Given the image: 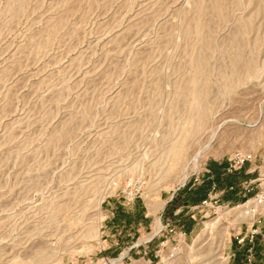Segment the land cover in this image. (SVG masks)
Returning a JSON list of instances; mask_svg holds the SVG:
<instances>
[{
	"label": "rangeland",
	"instance_id": "obj_1",
	"mask_svg": "<svg viewBox=\"0 0 264 264\" xmlns=\"http://www.w3.org/2000/svg\"><path fill=\"white\" fill-rule=\"evenodd\" d=\"M235 152L264 188V0H0V264H226L240 212L174 211Z\"/></svg>",
	"mask_w": 264,
	"mask_h": 264
},
{
	"label": "built area",
	"instance_id": "obj_2",
	"mask_svg": "<svg viewBox=\"0 0 264 264\" xmlns=\"http://www.w3.org/2000/svg\"><path fill=\"white\" fill-rule=\"evenodd\" d=\"M252 160L253 157L249 154L235 152L226 160L225 173H236ZM205 173L209 174V171L205 170ZM202 179L200 180L198 178H194L192 179L191 183L192 185H198L202 182ZM250 183H252V180L247 179L241 181L238 184L237 195L242 201L230 202L222 200L223 194L227 190H233V186L219 188L215 184H212L209 191L207 192L206 197L198 204L185 207L181 206L176 211H174V214L183 212V215H186L192 221L195 220L193 211L197 210L198 212H201L204 208H208L204 215H202V217L205 218L210 216L221 218V216H225L233 211L240 212L242 218H245L246 221L242 222L241 224L244 225V228L240 227L238 232L233 235L234 250L231 249L230 254L227 255L226 264H257L256 257L258 252L257 250L259 249V243L257 241L258 236L261 234L259 230V224L261 223V213L264 210V188H260V190H258L256 193H252V188H248ZM184 186L185 183L182 185V187ZM172 195L170 200L173 197ZM131 203H133V196L130 198H125L123 205L129 206ZM163 227L164 226L158 230L157 234L163 229ZM181 228L182 234H186V231L182 226ZM155 235H152L148 240L142 243H137L136 240L135 242L130 243L127 247V252L131 253L134 249L141 248L143 257L146 256L147 252L145 251L144 245L147 247ZM161 245H163V243ZM175 253L176 249L172 248L169 253V257H172ZM124 258L125 254H122L121 252L117 254V257L114 258L112 262H121L124 260ZM147 262L153 263L150 258H147Z\"/></svg>",
	"mask_w": 264,
	"mask_h": 264
},
{
	"label": "crops",
	"instance_id": "obj_3",
	"mask_svg": "<svg viewBox=\"0 0 264 264\" xmlns=\"http://www.w3.org/2000/svg\"><path fill=\"white\" fill-rule=\"evenodd\" d=\"M221 163L222 162L209 163L206 166L207 167L206 170L209 171V174H210L211 169L216 171V173L219 175L218 177V183L220 184L219 188H222V187L224 188V187L229 186L228 184H225L224 182H222L223 178L228 176V174H226L224 170V167L226 166V162H223L222 165ZM245 168H246V165L240 171L231 175L233 176L234 179L235 178L237 179L238 184L241 181L250 179L252 177V174H250V172H248ZM209 174H206V175H209ZM170 197L166 200V203L163 204V206L159 209V213L165 209L166 205L170 201ZM108 205L109 206L107 209L109 211V215L111 216L107 224L109 226L108 230L110 232L114 231L119 234H126L125 236L128 237L127 238L128 241L126 242V244H130L133 242L136 232L140 231V229L144 230L145 228L148 227V224H146L148 214L146 213L147 208L145 206L140 205L138 203H134L132 208L123 210L122 208H120V206L116 205L115 203H113L112 205L108 203ZM177 223L181 224V226L183 227L185 231L187 230L185 229L186 220H182L181 223L180 221H177ZM190 231H191V228L189 232ZM117 248H119V246Z\"/></svg>",
	"mask_w": 264,
	"mask_h": 264
},
{
	"label": "trees",
	"instance_id": "obj_4",
	"mask_svg": "<svg viewBox=\"0 0 264 264\" xmlns=\"http://www.w3.org/2000/svg\"><path fill=\"white\" fill-rule=\"evenodd\" d=\"M222 164L223 162L221 163V165ZM210 174L204 175L202 182L198 185H192V183H189L188 185L184 186L185 191L183 192V196L181 200V204L183 207L198 204L201 200H203L206 197L207 192L209 191L212 184H215L217 187H220V184L218 183L219 175L216 173V171L211 169ZM231 175L232 174H228V176L224 177L222 182L228 184L229 186H233V190H227L223 194L222 200L230 201V202L242 201L241 198L237 195V191H238L237 179L236 178L234 179L233 176ZM170 201L172 202L173 200ZM190 228H191V222L190 220H186V224H185V229H187L186 231L189 232Z\"/></svg>",
	"mask_w": 264,
	"mask_h": 264
},
{
	"label": "bare ground",
	"instance_id": "obj_5",
	"mask_svg": "<svg viewBox=\"0 0 264 264\" xmlns=\"http://www.w3.org/2000/svg\"><path fill=\"white\" fill-rule=\"evenodd\" d=\"M197 158H198V154H197V155L194 157V160H196ZM220 234H221V232H220ZM205 254H207V255H208V254H209V252L207 251ZM219 257H220V255H219ZM218 259H219V258H218ZM220 260H221V259H220ZM219 262H220V261H219ZM219 262H218V263H219ZM223 262H224V259H223Z\"/></svg>",
	"mask_w": 264,
	"mask_h": 264
}]
</instances>
